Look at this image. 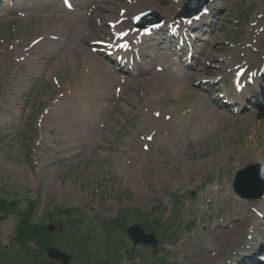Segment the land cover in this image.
Returning a JSON list of instances; mask_svg holds the SVG:
<instances>
[{
	"label": "rangeland",
	"instance_id": "rangeland-1",
	"mask_svg": "<svg viewBox=\"0 0 264 264\" xmlns=\"http://www.w3.org/2000/svg\"><path fill=\"white\" fill-rule=\"evenodd\" d=\"M165 2L101 0V9L87 22L82 20L84 27L71 23V28L90 29V42L105 38L109 24L130 6L139 13H156L168 24L177 22L184 1H171L167 8ZM215 4L216 28L204 42L194 41V58L201 53L205 58L188 81L171 67L178 65L171 51L161 49H172L170 41L162 46L157 41L147 50L161 58L162 72L151 68L147 75L137 70L122 77L81 80L84 63L103 70L90 46L83 47L93 61L85 55L84 62L76 52L74 61L56 52L41 55L32 41L36 20L27 23L12 16L0 21V200L32 202L34 223L55 225L54 233L40 239L36 249L26 246L24 254L31 259L23 264H35L37 251L51 245L67 253L65 245L77 232L87 241L86 264H211L208 258L216 259L212 238L221 229L217 226L231 223L241 213L254 225L255 244H264L263 198L241 200L231 187L237 171L264 163V113L247 116L253 113L245 110L250 108L247 104L218 109L222 117L211 121L209 138L204 140L198 131L196 135V98L204 93L198 80H220L214 88L206 86L207 98L214 103L217 96H211V89L217 93L231 88L232 73L223 61L235 49L239 67L252 66L256 57L264 61V0ZM25 26L28 32L21 29ZM14 42L17 58L11 57L17 48ZM193 63L192 69L197 65ZM37 69L39 76L29 73ZM3 70L9 78L15 74L19 78L9 101L3 95H8ZM241 109L242 115L237 112ZM216 154L221 168L211 169L207 163ZM202 163L205 166L196 175ZM137 166L134 177L131 172ZM27 203L19 210H26ZM142 224L150 226L143 227L146 233L159 239L154 253L134 247L128 239L127 228ZM170 226L173 236L163 238ZM18 227L15 217L0 223V250L7 256L13 249L21 252L13 240ZM60 227L64 236L57 235ZM249 231L247 227L244 241ZM230 251L223 262L214 264H227Z\"/></svg>",
	"mask_w": 264,
	"mask_h": 264
},
{
	"label": "bare ground",
	"instance_id": "bare-ground-1",
	"mask_svg": "<svg viewBox=\"0 0 264 264\" xmlns=\"http://www.w3.org/2000/svg\"><path fill=\"white\" fill-rule=\"evenodd\" d=\"M50 0H35L34 3H39L41 4V8H44V6H47V4H45L46 2H48ZM171 1H176V0H166L165 4L163 5V7L167 8L168 4ZM222 1H229V0H222ZM214 3V2H213ZM162 4V2H161ZM167 6V7H166ZM48 7V6H47ZM162 8V7H160ZM164 8V9H165ZM211 6L209 7V10H211ZM99 9H101V7H99ZM141 10H139L138 8H134L133 6H130L129 9L126 11H124L123 13H121V15L119 16V20L117 22H114L112 24H110V32L112 34H119L122 35L124 33V31L128 28L130 29V20L131 18L139 13ZM32 12H34V10H32ZM36 20V25L35 28L33 30L34 33V37H33V42L35 43L36 47H40L39 50V54L41 55H45V54H50V53H54L56 52L57 54L60 55V58H67V60L69 61H74V59L76 58V53L79 54V58L81 57V55L84 56V62H85V55H87V60L88 61H93V57L90 56L88 49L85 46H90L91 42L89 40V36H88V29L84 28V30H78V31H74L73 28H71L69 26L70 23L72 24H76L79 23L82 27H84V22L82 21V19L84 18L83 15H79L78 19H76V17L74 18H69L67 16H57V15H51V16H40V17H35ZM33 18H29L28 20H31ZM102 20H104V18H101ZM60 20V21H59ZM24 22V21H23ZM27 23H30L29 21H27ZM41 25V26H40ZM40 26V27H39ZM24 32H28L29 28L27 26L21 28ZM87 31V32H86ZM39 32V33H38ZM39 35H43L42 39L39 38ZM42 40V41H40ZM99 41V40H97ZM95 42V41H93ZM18 42H14V49L15 46H17ZM17 44V45H16ZM35 48V47H34ZM73 49H77V50H73ZM76 52V53H75ZM237 49H235V52L233 53V55H236ZM18 46L17 48L13 51V53H11V57L17 58L18 57ZM81 53V55H80ZM234 56H232L229 59H226L225 61H223L225 63L226 66H228V69L230 70V72L233 73L234 75V82L238 85L237 87H239L241 85V83H244V78L241 76L240 74H244L246 76H248L246 73H251V75L253 76V83H255L256 81L259 80V76L258 74L254 72V68L255 66L258 68H255V71H259L261 67H263L264 65V61L260 60L259 58H257L258 62L255 63V65H252L250 67L245 66L244 68L241 67H237V64L234 63ZM213 59V60H212ZM218 59L215 57V63L216 66L218 67V69L221 68V65H219ZM29 61V60H27ZM211 63L212 61H214V58L210 59ZM29 63V62H28ZM26 65H30V64H26ZM99 65L101 66V68H103V70H98L94 68V65L92 63H84V69H82V77L81 80H83V78L85 77H100V78H114L116 77L115 74L112 72V67L108 65V63L106 61H100ZM29 73H33L35 74V76H39V74H41V69H37V70H31L29 71ZM2 77L4 79H6V86L8 88L7 93H4L3 95L7 98V101L10 100L12 93L14 92V90L17 87V84L19 82V78L17 77V75L15 74L14 77L9 78L5 71H2ZM209 74L211 75H215L216 73L211 71L209 72ZM183 77L186 78V81H188L192 76L190 74H183ZM264 78V76H262ZM198 84L201 83L203 80H198ZM90 82V81H89ZM236 87V88H237ZM83 88V86L81 87ZM246 90V89H245ZM18 93H16L15 95H17ZM251 94V95H250ZM198 95V94H197ZM255 94H252V92H247L246 96L241 99L243 103H248L250 101H252V96H254ZM191 103V102H190ZM257 113L256 110H253V113H251L252 115H255ZM196 135L198 134V132H200L201 134H203L202 136L204 137V140L209 138V135L212 131V126L210 125L211 121L213 119H217L219 116L222 117V114H220V112L218 111V109L215 108L214 103H212L208 98L207 95L205 93L203 94H199L198 97L196 98ZM251 114L247 115L250 116ZM198 131V132H197ZM205 163L200 164L196 169V175H199L198 172H201L203 169V166ZM207 165H209V168L211 169H220L221 168V160L218 156V154L215 155V157H213V159L211 161H208ZM139 171V167L137 166L131 173L133 174L134 177H137V173ZM263 198V202H264V196ZM255 217V216H253ZM247 216L244 214H239L236 216V218H233L231 223H225V225H219V226H223V227H219L217 226V228H221L219 229L217 232H215V236L213 235L212 238V244L213 249H215V253L214 256L216 257V259H209L208 260L211 262V264H214L215 261H219L220 263L223 262V257L227 256L228 252L233 249V253L239 251L240 249H243L241 252H244V248L249 245L248 242L247 243H241L238 244V248H236V244L237 241L244 236L245 230L247 227H249V225L251 224L249 222L248 219H246ZM247 226V227H246ZM254 225H250L249 228L253 229ZM208 246L209 248L211 247ZM242 246L244 248H242ZM207 248V249H209ZM232 251H230V253H232ZM205 256V255H203ZM220 263H216V264H220Z\"/></svg>",
	"mask_w": 264,
	"mask_h": 264
},
{
	"label": "water",
	"instance_id": "water-1",
	"mask_svg": "<svg viewBox=\"0 0 264 264\" xmlns=\"http://www.w3.org/2000/svg\"><path fill=\"white\" fill-rule=\"evenodd\" d=\"M204 0H185V7L183 9V16H189L197 10V4ZM205 7V6H204ZM203 7V8H204ZM187 11L191 13H186ZM198 9L197 12H200ZM264 177V165H251L244 170L238 172L233 182V190L242 199L254 200L262 196L264 192V185L262 178ZM52 230V226L49 227ZM128 236L134 245L157 247L158 241L154 235H146L138 226H132L128 229ZM50 259L61 261L66 264L70 257L51 248L47 251Z\"/></svg>",
	"mask_w": 264,
	"mask_h": 264
},
{
	"label": "trees",
	"instance_id": "trees-1",
	"mask_svg": "<svg viewBox=\"0 0 264 264\" xmlns=\"http://www.w3.org/2000/svg\"><path fill=\"white\" fill-rule=\"evenodd\" d=\"M19 205L20 204L14 202L13 200H0V222L11 216L19 220V227L17 229V234L14 240L18 242L19 245L25 250L24 246L28 242L37 244L40 239L44 238L48 234L42 225L33 223L35 213L32 204L27 207L26 211L19 210ZM142 226L144 228L150 227L147 224H143ZM73 245L74 251H76L79 257L82 258V253H84L85 251L83 247L84 244H80L79 239H76ZM13 259V263L14 261L20 259V261H22V264L23 262L30 260L27 254L19 253H17ZM45 263L47 262L45 261Z\"/></svg>",
	"mask_w": 264,
	"mask_h": 264
},
{
	"label": "snow or ice",
	"instance_id": "snow-or-ice-1",
	"mask_svg": "<svg viewBox=\"0 0 264 264\" xmlns=\"http://www.w3.org/2000/svg\"><path fill=\"white\" fill-rule=\"evenodd\" d=\"M124 35H126V33ZM121 47L126 48L127 47V44H123V45H121Z\"/></svg>",
	"mask_w": 264,
	"mask_h": 264
}]
</instances>
